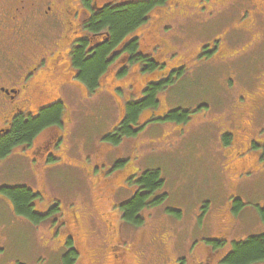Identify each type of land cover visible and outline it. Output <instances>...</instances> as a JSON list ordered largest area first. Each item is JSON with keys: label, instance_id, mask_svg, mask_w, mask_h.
I'll list each match as a JSON object with an SVG mask.
<instances>
[{"label": "rangeland", "instance_id": "374dc122", "mask_svg": "<svg viewBox=\"0 0 264 264\" xmlns=\"http://www.w3.org/2000/svg\"><path fill=\"white\" fill-rule=\"evenodd\" d=\"M192 31L190 25L185 28L187 34ZM5 41L10 48L11 43ZM3 47L0 43V51ZM238 62L224 66L222 62L200 61L189 82L174 84L166 96L160 93L167 109L200 103L187 121L149 120L133 138L121 137L117 143L103 139L99 145L101 137L119 119L127 94L118 85H126L127 80L112 81L107 87L108 75L101 77V86L98 84L89 93V100L86 97L77 102L65 95L68 120L61 126V144L65 148L56 150L57 158L46 163L44 174L38 160H29L20 144L11 147L0 159V186H25L39 192L36 209L55 201L60 209L65 204V227L71 224L72 213H76L78 227L65 228V237L71 234L78 250L73 264H112L106 256L108 232L100 213L119 222L123 245L131 244L135 234L141 232V241L133 246L138 264H224L220 260L234 241L264 231V105L256 116L257 132L253 136L259 153L254 168L240 179L227 167L232 152H226L221 130L212 118L218 113L224 119L232 117L236 101L230 98L243 88L234 87L232 94L228 86L224 88V82L229 67L237 79L245 74L242 67L236 66ZM227 82L231 84L228 78ZM82 89L84 96L88 91ZM181 91H186L188 99ZM114 95L121 101L120 109ZM117 158L126 159L139 171L158 169L163 179V186L150 195L165 193L163 198L141 210L140 224L116 221V205L130 197L134 185L113 192L107 208L101 194L103 187L93 180L100 173L99 166L107 167ZM232 197L239 198L242 206L230 208L227 213V202L231 199L234 203ZM9 199L10 195L0 190V264H63V228L40 223L47 217L36 209L34 219L13 210ZM105 209H109L108 213ZM221 213L223 217L218 218ZM220 235L222 244L205 261L207 240ZM252 264H264V259Z\"/></svg>", "mask_w": 264, "mask_h": 264}, {"label": "flooded vegetation", "instance_id": "af4514ba", "mask_svg": "<svg viewBox=\"0 0 264 264\" xmlns=\"http://www.w3.org/2000/svg\"><path fill=\"white\" fill-rule=\"evenodd\" d=\"M138 4L145 8L142 19L107 48L104 64L95 75L94 84H89L80 65L74 62L77 51L82 48L83 61L93 59L111 37L109 25L92 27V23L104 12L120 11ZM189 25L193 31L187 34L185 28ZM5 39L11 43L10 48ZM0 43L4 46L0 51V136L18 117H36L51 112L55 106L58 108L57 122L45 126L28 142L20 144L29 160H38L44 174L48 169L46 163L57 158L54 157L58 155L56 150L65 148L61 144V126L68 120V117L65 119L68 115L65 95L69 94L77 102L86 97L89 100V93L95 91L98 84L101 86L103 77L108 75L107 87L112 81L127 80L126 85L117 84L127 94L123 106L114 95L119 109L121 103L119 119L114 126L120 128L129 105L143 100L149 87H155L152 103L141 106L128 122L136 135L146 121L175 120L168 118L173 110L184 112L187 121L189 113L199 108L200 103L167 109L166 99L162 102L160 93L165 95L174 84L189 82V76L200 61L222 62L224 66L239 61L236 66L244 69L245 74L237 79L233 68L229 67L224 82V88L228 86L232 94L234 87L243 88L236 90L235 96L230 98L236 101L232 117L224 119L218 113L212 118L221 130L222 141L228 148H225L226 152H232L227 167L235 178L244 177L252 166L254 168L259 153L253 139L257 132L255 119L264 105V0H0ZM180 47L184 50L180 51ZM81 88L88 91L86 95L80 93ZM181 93L185 100L188 99L186 91ZM101 139L99 145L103 143ZM262 143L264 149V141ZM98 153H101L100 149ZM116 160L107 167L99 166L100 173L93 179L103 187L101 194L107 208L113 192L134 185H128L126 177L134 179L135 174L143 171L134 165V172L126 168L113 169ZM232 198L234 203L231 199L227 202V213L230 208L235 210L242 206L239 198ZM118 205L116 221L123 222ZM36 210L47 217L43 221L40 219V223L63 228L65 248L67 238L72 239L71 234L65 237V228L78 227L76 213H72L73 220L65 227V204L60 209L57 201L45 203ZM108 211L105 209L106 213ZM223 213L218 218L223 217ZM100 215L108 232L105 247L111 263L138 264V254L133 246L141 241V232L135 234L131 244L123 245L119 222H113L104 213ZM112 232H116L114 237ZM210 256L205 247V261Z\"/></svg>", "mask_w": 264, "mask_h": 264}, {"label": "trees", "instance_id": "16d2710c", "mask_svg": "<svg viewBox=\"0 0 264 264\" xmlns=\"http://www.w3.org/2000/svg\"><path fill=\"white\" fill-rule=\"evenodd\" d=\"M144 5L138 4L135 6H126V8L120 11L104 12L98 17L97 22L92 23V27L99 25H109L111 37L106 46L98 49L95 56L82 60L81 49L77 51L74 62L76 65H80L82 69V75L89 84H94L95 75L103 66V55L115 41L120 38L125 32L130 30L135 24H137L144 13ZM134 42H130L132 47ZM96 57V58H95ZM96 67V68H95ZM98 68V69H97ZM154 89L149 87L148 95L137 103H131L128 107L127 116L120 123V128L113 129L102 136L103 139L112 141L114 143L119 142L121 137H130L135 135L128 127V122L131 121L135 112L143 105L152 103L154 96ZM58 108L53 107L50 116L48 113H40L36 117H18L13 120L10 128L7 132L0 136V158L5 156L11 149V147L28 142L37 132L49 124H53L57 121ZM174 118L175 120L185 121L186 117L184 112L179 110H173L170 112L168 118ZM130 162H126V159L118 158L113 166L114 168H126L128 170L135 171V167ZM135 178L126 177L127 183L134 184L136 189L130 197L121 203L118 207L120 210V219L123 222H130L133 224H140L142 221L140 210L143 207H148L158 203L165 193L159 195H152V193L163 186V179L159 174L158 169H145L139 175H134ZM0 190L7 192L11 199L12 209L24 214L30 219H34L36 211L34 209L35 199L39 196V193L25 186H0ZM239 204V201L236 200ZM206 249L208 254L214 253L215 249L222 244V238L216 237L214 239L207 240ZM64 251L62 253L63 264H73L78 250L72 239L69 237L65 241ZM264 259V231L257 234H251L243 239L233 242L231 249L226 252L221 262L224 264H252L253 262ZM24 264V263H17ZM180 264V263H179Z\"/></svg>", "mask_w": 264, "mask_h": 264}]
</instances>
